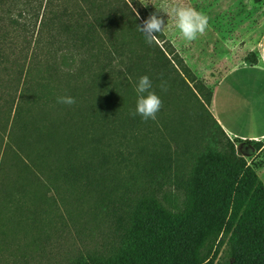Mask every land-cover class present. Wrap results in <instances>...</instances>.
Returning <instances> with one entry per match:
<instances>
[{"label": "trees", "instance_id": "obj_1", "mask_svg": "<svg viewBox=\"0 0 264 264\" xmlns=\"http://www.w3.org/2000/svg\"><path fill=\"white\" fill-rule=\"evenodd\" d=\"M125 6L0 0V264H220L223 238L225 264H264V186L211 98L194 95L199 126L182 143L130 115L141 76L159 96L177 78L154 42L127 40L140 30ZM90 201L79 215L101 214L108 246L57 261L60 208Z\"/></svg>", "mask_w": 264, "mask_h": 264}, {"label": "rangeland", "instance_id": "obj_2", "mask_svg": "<svg viewBox=\"0 0 264 264\" xmlns=\"http://www.w3.org/2000/svg\"><path fill=\"white\" fill-rule=\"evenodd\" d=\"M125 2L128 8L123 7L124 17L134 15L139 25L151 13L157 12L156 7L162 5L169 8L175 5L194 7L209 17V27L205 34L195 41L188 42L182 38L176 27L174 16L169 17L161 12L160 15L167 25L153 41L172 61L174 75L177 78L168 94L160 95L163 107L155 120L156 130L159 131L157 134L160 141L162 135L169 140V134L178 143H182L183 138L192 139V134L199 126L192 110L196 104L194 95L205 101L211 98L207 105L211 113V103L219 80L234 67L253 60L252 50L264 38V0H125ZM127 30L130 32L133 29L127 27ZM137 37L127 40L147 43L141 31ZM180 77L186 83L184 90L179 86ZM226 136L232 141L236 154L241 157L245 147L256 149L251 142L239 141L227 134ZM171 144L174 146V143ZM91 203L92 201L89 204L85 203L77 210L68 206L71 216L60 208L62 220L58 215L61 224L58 225L59 229L53 238L57 240L56 249L53 250L57 261L65 262L73 255L85 254L96 249L100 251L108 246L106 243L111 236L110 238L107 236L109 230L101 214L95 219L79 215L82 209L89 210ZM218 242L215 247L216 262L220 264L231 262L227 238H223L219 245Z\"/></svg>", "mask_w": 264, "mask_h": 264}, {"label": "crops", "instance_id": "obj_3", "mask_svg": "<svg viewBox=\"0 0 264 264\" xmlns=\"http://www.w3.org/2000/svg\"><path fill=\"white\" fill-rule=\"evenodd\" d=\"M264 49V38L253 49V60L228 71L218 82L211 103V114L224 132L239 141L260 148H244L242 156L264 186V64L258 54Z\"/></svg>", "mask_w": 264, "mask_h": 264}, {"label": "clouds", "instance_id": "obj_4", "mask_svg": "<svg viewBox=\"0 0 264 264\" xmlns=\"http://www.w3.org/2000/svg\"><path fill=\"white\" fill-rule=\"evenodd\" d=\"M157 12L151 13L141 25H138L139 30L144 34L146 42L152 44L158 33H161L167 24L160 13H166L169 17L174 16L176 27L178 28L182 38L188 42L197 40L204 35L209 27V17L194 7L175 5L169 8L167 5H162L157 8ZM258 62L264 64V49H261L258 54ZM261 70H264L262 68ZM161 90L167 91L165 83L161 84ZM138 95L136 109L130 115L135 117L139 115L146 122L149 119L156 120L157 114L163 107L162 98L152 91V81L149 76H141L135 87ZM57 102L66 105H73L76 100L72 96H61L57 98Z\"/></svg>", "mask_w": 264, "mask_h": 264}]
</instances>
